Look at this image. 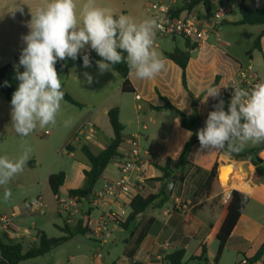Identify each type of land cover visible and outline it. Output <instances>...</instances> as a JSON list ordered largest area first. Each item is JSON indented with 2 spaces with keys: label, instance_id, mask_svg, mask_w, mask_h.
Wrapping results in <instances>:
<instances>
[{
  "label": "crops",
  "instance_id": "0c3cea01",
  "mask_svg": "<svg viewBox=\"0 0 264 264\" xmlns=\"http://www.w3.org/2000/svg\"><path fill=\"white\" fill-rule=\"evenodd\" d=\"M235 1L239 6L243 4L250 9L264 8V0ZM246 1L250 4H246ZM84 2L85 0H76L78 14ZM96 2L99 6L110 9L115 15L123 14L133 19H140L149 0H96ZM233 2L234 0H223L222 4L232 6L233 9L235 6ZM20 4V0H0V17L5 19L4 22H0V67L9 64L11 57L15 60L19 53L14 49L22 42L17 26L20 11L15 10ZM240 19L241 16L232 17L231 10L222 22L223 43L221 45L211 43L198 47L186 68L187 88L183 84L182 69L173 61L164 58V52H170L174 48H185V40H183V47L178 45L180 38H168L161 44L153 45L159 56L165 60L167 70L151 80H140L128 74L127 79L134 89L132 93L122 91L125 79L119 73L113 70V72L101 74L96 63H92L89 68L80 64L58 70V76L61 70H65L60 75L62 88L83 105L82 109L97 107L94 111L82 112V121H90L95 127L93 140L87 143L76 141L62 154L74 158L75 153L81 150L84 144H87L94 154H100L110 144L114 135L108 112L118 108L120 122L124 127V142L120 148L121 157L128 150L127 139L140 134L142 148L148 155V165L143 174L144 180L137 191H134L131 196H122L116 200L108 196L101 199L98 196L107 181L118 177L117 167L114 171L106 168L90 197L91 200H98V210L91 209L88 200L82 209L81 218L84 220L82 228L86 233L81 234L75 231L74 237L67 242L74 252L69 254L67 262L55 261L53 264H161L165 254L179 249L185 250L184 264H188L186 259L191 264H214L218 248L217 234L226 217L228 205L221 199L224 188L219 180V169L227 165L233 166V171L228 178L230 190L245 193L250 200L234 227L218 264H224L225 254L236 255L237 260L234 264H239L244 258L249 260L258 252L264 243V178L261 183H254L252 176L255 166L250 161L234 160L222 150L201 151L199 141L193 144L188 155L186 182H188L189 190H187L185 201L183 200V181L179 179L174 182L169 201L162 208H149L127 229L118 225L119 221L125 222L129 217L131 213L129 204L136 195L146 198L165 190L167 185L165 181H152L162 175L158 167L163 166L167 159L178 161L185 145L193 139V133L182 127L180 118L173 111L163 108L165 102L162 98H166L171 105L183 113L191 115L193 113L192 94L199 97L204 95L208 86L231 85L232 81L238 77L240 69L248 65L252 66L253 72L261 81H264V34L259 48H253L264 26L234 25ZM85 72L93 77V83L90 85L85 80ZM228 88H221L220 97L218 99L209 97L207 103H202V96L198 105V113L202 119L201 128L205 126L208 113L214 110L213 105L218 103L219 99L223 101L230 99L226 95ZM11 107L0 98V157L7 156L15 161L16 155H19L18 148L22 137L15 132L11 124ZM61 109L65 111L67 108L61 105ZM188 132L192 135L188 136ZM73 135L74 132L66 138L68 139L66 146ZM258 146L263 147L264 143L247 148ZM59 147L55 148L56 153ZM83 157L88 164L84 155ZM113 161L117 162V159ZM54 162L56 163L57 160ZM215 164H218L219 192L205 200H197L195 193ZM87 166L88 169H84L83 173L90 169L89 164ZM49 175L46 179L48 187ZM84 176L81 175L80 184L71 183L70 190L83 188L81 185L85 184ZM233 176L245 184L247 189L239 190L234 187ZM65 181L70 182L69 174H66ZM15 183L20 185V173L16 174L7 185L0 186V190L11 191ZM62 187L59 192L61 196L63 195ZM40 199L41 205L35 206L32 210L30 208L33 201L21 208L17 206L10 208L19 226L24 224L25 217L33 211L45 213L46 204L43 203L42 198ZM178 201L185 203L187 209L179 208ZM109 210L118 214L119 217L116 221L109 220L104 231L99 235L95 233L98 219L101 213ZM95 211L98 212L97 216ZM89 213L94 220L93 226L88 225ZM81 218L79 217L78 220ZM56 226L61 227L57 224ZM213 241H216L214 246L211 245ZM203 243L207 249V256L200 260L198 258L201 256ZM254 264H264V259Z\"/></svg>",
  "mask_w": 264,
  "mask_h": 264
},
{
  "label": "clouds",
  "instance_id": "9594fccd",
  "mask_svg": "<svg viewBox=\"0 0 264 264\" xmlns=\"http://www.w3.org/2000/svg\"><path fill=\"white\" fill-rule=\"evenodd\" d=\"M15 10L23 14L22 7ZM26 27L29 31L21 37L25 46L18 65H14L18 86L12 93L10 112L11 124L20 137L28 136L37 127L56 124L64 99L61 78L55 68L58 60H76L83 53V66L89 68L90 49L101 57L96 61L101 74L113 72L114 66L121 63L127 64L130 77L140 80L154 79L167 70L165 60L153 47L158 27L154 19L137 22L127 15L117 16L96 0H85L79 14L76 0H46L34 14L31 12ZM84 77L89 85L93 83L88 72ZM229 86L234 91L227 111L223 99H219L208 113L205 126L196 132L201 151L226 149L239 153L248 143H264V81L251 89L235 83L208 86L202 103H207L209 97L218 99L221 88ZM30 151L27 149L15 161L0 157V186L7 185L23 171ZM10 196L6 189L5 200Z\"/></svg>",
  "mask_w": 264,
  "mask_h": 264
},
{
  "label": "trees",
  "instance_id": "16d2710c",
  "mask_svg": "<svg viewBox=\"0 0 264 264\" xmlns=\"http://www.w3.org/2000/svg\"><path fill=\"white\" fill-rule=\"evenodd\" d=\"M223 0H192L191 3L188 4L189 7L203 5L205 9L211 13V6L213 2H218L222 4ZM224 5V4H222ZM182 7L179 11L183 10ZM239 12L241 15V19L234 23L237 26H264V8L262 9H250L247 6L241 4L239 6ZM179 13V12H178ZM118 16V15H117ZM264 34V30L259 34L257 39L253 44L254 49L259 48V43L261 37ZM185 40V48H174L170 52H164V58L173 61L176 65H178L182 69V78L183 84L187 88V78H186V68L193 54L197 51L198 47L192 44L190 41ZM90 58L93 64L96 63L97 60H100L101 57L97 55L94 50H89ZM82 54L78 56L76 60H72L71 58H67L65 61H57L55 64V68L58 72L59 69H68L76 65L83 64ZM126 55V54H125ZM18 53L15 57L16 63H19ZM23 67L20 68L22 72ZM114 71L119 73L124 79V83L122 86V91L124 93H132L134 89L132 88L130 82L127 79L129 74V69L126 63H121L114 66ZM16 72L14 66L11 64H6L0 67V92L5 96L6 100L11 103L12 93L16 90L18 86V81L15 78ZM64 92V101L76 106L78 108H82L83 105L79 103L76 99H74L67 91L62 88ZM203 95L199 97H195L193 94L192 97V106L193 113L191 115H187L175 108L166 98H162L165 102L163 108L169 109L173 111L178 118L181 120V125L183 128L191 131L193 133V139L188 142L182 155L178 161L173 159H167L163 166H159L158 168L162 172L160 177L152 179V181H165L167 184L174 181V177L177 174L176 182L179 179H182L184 185L183 191V200L185 201L187 190H189V185L186 176V167L189 165L188 155L190 150L195 142H198V138L196 132L201 128L202 119L198 113V105ZM119 109L113 108L108 112V118L110 121V125L113 130V139L110 144L105 148L100 154H94L87 144L82 146V153L88 161L89 170L84 171V175L86 177V185L81 189H72L69 190V196H78L80 198H90L92 196L93 190L102 177L104 171L109 166V164L113 160H118L121 158L120 148L124 142L123 138V130L124 127L120 122L119 118ZM70 147H68V150ZM226 154H228L232 159L237 161L248 160L255 166V172L252 176V181L256 184L262 182L264 178V160L260 157V153L264 151V146H258L253 148L245 147L243 151L239 153L229 152L228 150H222ZM66 179V174L64 172H59L55 174H50L48 178V185L50 190L54 195L59 194L60 188L63 186ZM219 180H218V164H215L212 170L208 173L203 184L198 188L195 193L197 200H205L214 196L219 192ZM170 195L162 190L158 194H151L148 197L144 198L141 195H136L130 201L131 213L125 222H118V225L121 228L127 229L130 224L135 222V220L143 214L146 210L151 207L154 208H162L169 201ZM250 197L245 193H242L238 190H233L231 192V200L227 205V214L225 219L223 220L220 229L217 234L218 248L216 252V257L214 259V264H218L223 252L226 249L228 240L234 227L236 226L239 218L243 214L246 209ZM84 220L81 218L78 221L76 227H70L68 225H64L61 228V231L64 233V236L60 238H53L47 236L46 233L42 231H37L36 240L37 242H32V245L25 248V242L23 238L20 241H13L7 239L5 236H0V264H21L22 262L39 258L45 256L46 254L52 252L54 249L66 244L71 238L74 237L75 231L78 233L85 234V230L82 228ZM185 250L179 249L174 252L165 254L163 257V261L161 264H184ZM207 256V249L205 243L202 244V253L198 258L200 260L205 259ZM264 259V243L258 252L249 259L250 264H254L260 260Z\"/></svg>",
  "mask_w": 264,
  "mask_h": 264
},
{
  "label": "rangeland",
  "instance_id": "374dc122",
  "mask_svg": "<svg viewBox=\"0 0 264 264\" xmlns=\"http://www.w3.org/2000/svg\"><path fill=\"white\" fill-rule=\"evenodd\" d=\"M167 0H149L146 4H154L159 2H165ZM45 0H20V7L23 8V14L19 12L18 18V29L20 31L21 37L22 35H26L29 29L26 27V22L31 19V12L34 14L37 8L43 6L45 4ZM234 8L232 9V17L241 16L239 12V4L236 3ZM246 4L248 1H246ZM143 10L139 20L152 19V15L148 12L147 8ZM5 19L0 17V22H4ZM22 40V39H21ZM166 40V39H165ZM156 44H161L164 40H154ZM178 45L180 47L184 46L183 39L180 38L178 40ZM23 41L20 45L15 47L14 51L21 53L22 48L24 47ZM174 46V45H173ZM3 62V61H2ZM12 66L17 65L15 60L11 57L9 61ZM63 71V72H62ZM65 70H61V73H64ZM0 98L3 99L4 103L7 105H11L5 96L0 92ZM74 98V97H73ZM230 99L224 101L225 110L228 109V104ZM61 105L67 108L65 111L60 109L59 113L56 117V124L48 125L45 128L41 129L37 127L32 133H30L26 137L21 138V142L19 144L18 152L19 155L15 157V160L18 159L27 149H31L28 153L29 160L26 163L22 172H20V185L17 183L11 189V196L7 200L4 198L3 191L0 190V215H14L12 209L13 206L23 207L26 203L30 201L35 202V200L42 198L43 203L46 204L45 213L41 214L39 211H33L28 216L25 217V222L22 226H20L24 233L28 234L30 237L36 236L37 231L41 230L47 234L49 237L60 238L64 236V233L61 231V228L64 226V220L66 219L67 214H65L57 204V201L54 197V194L51 192L49 187L47 186L46 179L48 174H55L59 172H65V174H69L70 182H64L63 184V195L67 196L68 190H70L71 183H76V185L80 184L81 175L84 176L83 170L88 169V164L83 157L81 150L75 153L74 158H69L67 155H63L62 152L65 151L66 139L73 132H75L82 121V112H86L88 110L94 111L97 107H87V108H78L73 106L64 100H62ZM84 120V119H83ZM82 121V122H81ZM67 122V123H65ZM75 130V131H74ZM49 131L50 134L46 135L45 132ZM70 137L71 139L74 137ZM70 139V141H71ZM65 142V143H64ZM69 143V141H68ZM62 145V147H61ZM257 144L248 143L246 147H252ZM58 146V153L55 152V148ZM92 147V146H91ZM16 150V149H15ZM262 154V153H261ZM260 157L264 160V153L260 155ZM54 160H57L55 163ZM116 161H112L109 166V171H114L116 169ZM75 168V169H74ZM117 170V169H116ZM231 171H229L225 178H229ZM85 177V176H84ZM86 177L85 184L81 185L84 187L86 185ZM83 184V183H82ZM226 183H222V187L225 188ZM98 215V212L95 211V216ZM77 220L79 216H77ZM59 225L61 227L56 226ZM72 228L74 226H71ZM25 248L32 245V242L36 243L37 240L33 239H24ZM216 244V241L211 243L212 246ZM66 243L52 252L46 254L45 256L31 259L21 264H53L55 261L59 262H67V258L69 254L73 253V249L68 246ZM237 260V256L234 254H225L223 258L224 264H234ZM190 263L187 259L185 260ZM191 264V263H190Z\"/></svg>",
  "mask_w": 264,
  "mask_h": 264
},
{
  "label": "built area",
  "instance_id": "2783aa9c",
  "mask_svg": "<svg viewBox=\"0 0 264 264\" xmlns=\"http://www.w3.org/2000/svg\"><path fill=\"white\" fill-rule=\"evenodd\" d=\"M192 0H167L147 5L148 12L151 13L158 25L155 30L154 40H165L168 38H181L190 41L192 44L200 47L205 44L221 45L223 43L221 27L226 15H228L232 6L222 5L218 2H213L211 6V13H209L203 5L189 7L188 4ZM182 7L183 10L179 11ZM179 12V13H178ZM154 45H157L154 41ZM261 80L253 72L252 66L248 65L240 69L238 77H236L232 84H238L241 88L251 89L256 83ZM233 88L229 86L226 95L231 99ZM95 127L90 121H85L79 125L74 137L68 143L65 151L68 150L74 142H91L94 138ZM46 135L50 132L46 131ZM128 150L124 156L117 160L116 167L118 177L107 181L102 192L98 194L101 199L108 196L112 199H118L122 196H131L134 191H137L140 184L144 180V171L148 165V155L143 150L141 144V135L135 134L127 139ZM228 185L224 188L222 193V201L226 204L231 200V190ZM60 209L67 214L65 222L66 225L76 226L78 224L77 216L82 217V209L88 200L89 207L98 210V200H91V198H80L78 196H61L55 195ZM41 205V199L32 203L31 210L35 206ZM178 207L187 209V205L182 201H178ZM118 214L109 210L106 213H101L98 219V227L95 231L101 234L109 220L116 221ZM93 217L90 213L88 215V225L93 226ZM0 236H5L9 240L20 241L23 238L36 240V236L30 237L24 233L22 228L16 223V216L2 215L0 217ZM239 264H250L249 260L244 258Z\"/></svg>",
  "mask_w": 264,
  "mask_h": 264
},
{
  "label": "bare ground",
  "instance_id": "6f19581e",
  "mask_svg": "<svg viewBox=\"0 0 264 264\" xmlns=\"http://www.w3.org/2000/svg\"><path fill=\"white\" fill-rule=\"evenodd\" d=\"M241 169V168H240ZM233 170V167H228V166H226L225 168H224V174L222 175V178H221V180H222V183H226V185H228V179L227 178H225V175L229 172V171H232ZM249 176V175H248ZM247 176V177H248ZM234 177V176H233ZM234 179V183H233V185H234V187H236L237 189H239V190H246L247 189V186L245 185V184H243L239 179H237V177H234L233 178ZM227 187V186H226Z\"/></svg>",
  "mask_w": 264,
  "mask_h": 264
},
{
  "label": "water",
  "instance_id": "95a60500",
  "mask_svg": "<svg viewBox=\"0 0 264 264\" xmlns=\"http://www.w3.org/2000/svg\"><path fill=\"white\" fill-rule=\"evenodd\" d=\"M263 153H264V151H263ZM228 167H233L232 165H227ZM226 166H222V167H220V169H219V180H220V183L222 184V180H221V178H222V175L224 174V168H225ZM233 171V170H232ZM231 171V172H232ZM231 174V173H230ZM230 176V175H229ZM177 179V174L175 175V177H174V181ZM174 181H172V182H170V183H168L167 185H166V187H165V192L167 193V194H169V195H171V193H172V189H173V187H174ZM228 185H229V181H228Z\"/></svg>",
  "mask_w": 264,
  "mask_h": 264
}]
</instances>
